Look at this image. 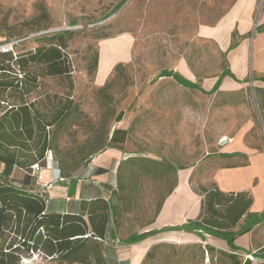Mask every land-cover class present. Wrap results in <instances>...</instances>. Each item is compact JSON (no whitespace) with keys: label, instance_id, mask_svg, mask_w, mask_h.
<instances>
[{"label":"rangeland","instance_id":"obj_1","mask_svg":"<svg viewBox=\"0 0 264 264\" xmlns=\"http://www.w3.org/2000/svg\"><path fill=\"white\" fill-rule=\"evenodd\" d=\"M237 3L0 0V46L15 43L13 57L56 43L50 39L53 34L69 31L63 37L67 44L63 52L70 60V72L43 75L32 63L27 71L40 74L38 85L30 86L25 100L12 98L35 101L48 113L65 104L70 106L65 121L51 129L46 159L38 167L17 173V182L26 176L39 179L46 168L58 169L62 177L65 173L85 176L89 169H95L94 156L110 145L115 121L127 130V142L119 146L123 158L118 167V188L109 199L113 214L108 235L100 241L103 264H235L248 259L249 264H264L254 256L214 246L202 230L180 226L151 235L138 263L136 245L124 242L131 234L151 227L174 186L175 165L188 166L213 153L230 124L243 127L252 116L258 133L264 136L259 104L251 93H223L219 89L207 93L161 76L164 70L178 72L205 91L212 90L221 75L228 79L229 52L221 49L217 32ZM252 3L251 11L260 13L264 0ZM239 23L237 18L232 49L240 39ZM6 59L0 57V65ZM30 187L47 192L42 190L47 188ZM22 264L61 263L32 254ZM89 264L99 263L93 256Z\"/></svg>","mask_w":264,"mask_h":264},{"label":"trees","instance_id":"obj_2","mask_svg":"<svg viewBox=\"0 0 264 264\" xmlns=\"http://www.w3.org/2000/svg\"><path fill=\"white\" fill-rule=\"evenodd\" d=\"M68 32L53 34L50 39H56V43L41 46L27 54L13 57L11 52L0 51V57L8 58L0 65V164L3 165L0 167V264H22V260L32 254L61 264H89L93 256L99 264L105 261L100 241L106 237L113 214L108 200L97 197L84 202L82 213L53 211L47 204L49 194L31 189L30 176L21 183L15 177L17 173L22 174L36 164H42L51 149V129L56 123L62 124L68 115L70 106L67 104L48 113L37 107L35 101H23L31 92L30 86L38 85L40 76L27 71L30 64L38 66L43 75L70 72V60L63 52L67 45L63 37ZM161 76L173 77L181 85L207 93L219 89L224 79L221 75L212 90L205 91L178 72L164 70ZM15 96L23 100L17 102L12 99ZM200 188L205 194L202 217L189 220L181 228L203 230L226 239L233 249H237L234 238L251 227L238 232H230L229 229L237 224L252 199L244 193L227 195L219 189ZM169 229L134 233L124 242L133 244ZM232 255L235 257L236 254ZM249 263V259L244 263L235 262Z\"/></svg>","mask_w":264,"mask_h":264},{"label":"crops","instance_id":"obj_3","mask_svg":"<svg viewBox=\"0 0 264 264\" xmlns=\"http://www.w3.org/2000/svg\"><path fill=\"white\" fill-rule=\"evenodd\" d=\"M252 1L238 0L228 18L221 22L220 32H217L221 49L229 52L227 56L231 70L230 77L222 81L219 91L245 93L248 96L251 93L259 104V124L264 132V5L260 13L254 14L251 11ZM237 18L240 20V39L232 49V33L236 30L237 25L234 24ZM255 26L256 29H253ZM111 68H108L107 74ZM248 121L239 128L237 124H230L221 146L213 153H208L188 166L175 165L174 186L163 199L157 216L146 232L182 227L189 220L201 219L205 199L201 186L219 189L227 195L244 193L252 199L251 205L229 231L251 228L236 235L234 244L237 249H233L226 239L204 233L211 237L209 240L214 246L264 261V136L258 133V125L253 116ZM121 125L120 121H115L109 135L110 145L94 156V171L89 169L85 176H81V173L79 176L70 174L62 177L58 169L46 168L41 178L32 176L30 183L33 188H47L42 190L49 194L47 204L50 210L82 213L84 202L97 197L109 201L115 194L119 183V162L123 158L119 146L127 142L128 136L126 128ZM180 230L176 229L177 232ZM149 237L132 244L136 245V263L146 251Z\"/></svg>","mask_w":264,"mask_h":264},{"label":"built area","instance_id":"obj_4","mask_svg":"<svg viewBox=\"0 0 264 264\" xmlns=\"http://www.w3.org/2000/svg\"><path fill=\"white\" fill-rule=\"evenodd\" d=\"M14 46H15V43H13V42L12 43H5V44L0 46V51L1 52H5V53L13 52L14 51ZM35 166L38 167L39 165L36 164Z\"/></svg>","mask_w":264,"mask_h":264}]
</instances>
